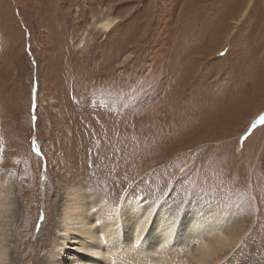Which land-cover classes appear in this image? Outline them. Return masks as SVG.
<instances>
[{
  "label": "rangeland",
  "instance_id": "1",
  "mask_svg": "<svg viewBox=\"0 0 264 264\" xmlns=\"http://www.w3.org/2000/svg\"><path fill=\"white\" fill-rule=\"evenodd\" d=\"M5 181L17 264L82 187L238 221L220 264H264V0H0Z\"/></svg>",
  "mask_w": 264,
  "mask_h": 264
},
{
  "label": "bare ground",
  "instance_id": "2",
  "mask_svg": "<svg viewBox=\"0 0 264 264\" xmlns=\"http://www.w3.org/2000/svg\"><path fill=\"white\" fill-rule=\"evenodd\" d=\"M117 24L108 19L97 27L107 33ZM13 194L9 181L0 182V264H17L9 253V213L17 210ZM66 194L57 212L53 256L39 264H220L245 234L238 221L225 225L218 214L191 211L174 220L162 207L155 212L149 200L126 195L115 204L84 187ZM47 250L39 255L45 257Z\"/></svg>",
  "mask_w": 264,
  "mask_h": 264
}]
</instances>
